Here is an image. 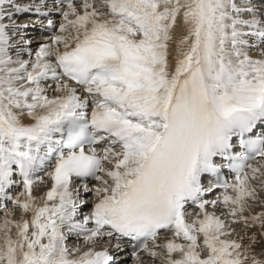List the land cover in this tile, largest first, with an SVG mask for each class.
<instances>
[{"label": "snow or ice", "instance_id": "obj_1", "mask_svg": "<svg viewBox=\"0 0 264 264\" xmlns=\"http://www.w3.org/2000/svg\"><path fill=\"white\" fill-rule=\"evenodd\" d=\"M0 264H264V0H0Z\"/></svg>", "mask_w": 264, "mask_h": 264}, {"label": "bare ground", "instance_id": "obj_2", "mask_svg": "<svg viewBox=\"0 0 264 264\" xmlns=\"http://www.w3.org/2000/svg\"><path fill=\"white\" fill-rule=\"evenodd\" d=\"M42 191H43V189H42ZM17 215H19V213H17Z\"/></svg>", "mask_w": 264, "mask_h": 264}, {"label": "rangeland", "instance_id": "obj_3", "mask_svg": "<svg viewBox=\"0 0 264 264\" xmlns=\"http://www.w3.org/2000/svg\"><path fill=\"white\" fill-rule=\"evenodd\" d=\"M38 39H39V37H38Z\"/></svg>", "mask_w": 264, "mask_h": 264}]
</instances>
